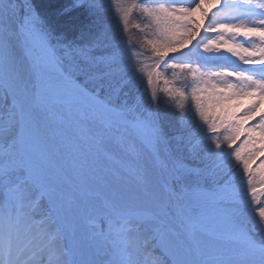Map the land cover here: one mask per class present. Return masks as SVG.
<instances>
[{"label":"snow or ice","instance_id":"snow-or-ice-1","mask_svg":"<svg viewBox=\"0 0 264 264\" xmlns=\"http://www.w3.org/2000/svg\"><path fill=\"white\" fill-rule=\"evenodd\" d=\"M62 14L0 0V264H264V0Z\"/></svg>","mask_w":264,"mask_h":264},{"label":"trees","instance_id":"trees-1","mask_svg":"<svg viewBox=\"0 0 264 264\" xmlns=\"http://www.w3.org/2000/svg\"><path fill=\"white\" fill-rule=\"evenodd\" d=\"M33 3L40 13L41 17L52 27L54 31H56L57 33L63 31L70 18L66 15H63L62 12L70 5L71 0H33ZM73 15H78V13H73ZM134 23H140L141 28H143L144 26L140 21H134ZM129 28L130 31L135 34V37L143 39V32L140 29L133 28L131 25L129 26ZM141 51L143 52V56L141 57V59H143L144 63L147 64L148 61H151L149 59L151 57V51L146 45L143 49H141ZM181 102L182 101L176 98L175 100L168 101V104H176ZM161 110V113L167 118L172 119L175 117L173 113L170 116L168 115L169 110H171L170 108L162 107ZM178 130L179 129H177L176 131ZM241 155H244L243 152L241 153ZM256 178L257 176L254 174V183Z\"/></svg>","mask_w":264,"mask_h":264},{"label":"rangeland","instance_id":"rangeland-1","mask_svg":"<svg viewBox=\"0 0 264 264\" xmlns=\"http://www.w3.org/2000/svg\"><path fill=\"white\" fill-rule=\"evenodd\" d=\"M145 82H146V77H145ZM158 86L162 88L163 84L160 83ZM175 99L176 98H174L173 100H175ZM161 101H162L161 108L165 107L164 106L165 104H168V100H165L163 93H161ZM173 102H175V101H173ZM172 113L173 112L171 110H169V114L168 115L170 116V115H172ZM161 116L163 118V122H164L165 126L169 129V131H176L177 129H179L177 124H176V118L175 117L170 119V118H167L166 116H164L162 113H161ZM256 136H257V139L260 141L259 143L256 144V148L261 149L262 148V146H261V138H260L259 134H256ZM245 148L250 149L252 151V146L251 145H246ZM259 153L260 152H256L255 156L258 155ZM261 171H262V174L264 175V169H261ZM241 173H242V166H241Z\"/></svg>","mask_w":264,"mask_h":264},{"label":"bare ground","instance_id":"bare-ground-1","mask_svg":"<svg viewBox=\"0 0 264 264\" xmlns=\"http://www.w3.org/2000/svg\"><path fill=\"white\" fill-rule=\"evenodd\" d=\"M205 7H211V5L209 4V3H205V5H204ZM194 15V17H195V19L198 21L199 19H200V14L199 13H194L193 14ZM260 136V135H259ZM260 138H261V146H262V151H264V137H261L260 136ZM261 153V152H260Z\"/></svg>","mask_w":264,"mask_h":264}]
</instances>
